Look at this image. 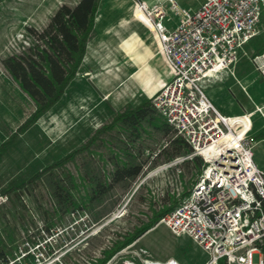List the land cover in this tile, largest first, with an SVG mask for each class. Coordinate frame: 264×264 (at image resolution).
<instances>
[{
    "label": "rangeland",
    "instance_id": "obj_1",
    "mask_svg": "<svg viewBox=\"0 0 264 264\" xmlns=\"http://www.w3.org/2000/svg\"><path fill=\"white\" fill-rule=\"evenodd\" d=\"M64 1L71 3L74 0H0V86H7L11 92H20L22 108L27 116L36 105L6 69L3 60L11 54L26 51L35 42L28 27L43 29ZM263 41L264 27L260 26L259 33L245 44L246 53L237 64L235 73L239 80L228 75L223 80L201 83L205 94L223 113L240 112L243 110L242 105L254 108V101L262 105L261 111L256 110L251 115V136L264 129V79L254 69L252 62L253 50ZM117 67L119 65L116 63L103 66L105 74H100L102 81H98V75L82 76L76 73L61 98L26 131L19 134L0 156V188L12 178L29 177L85 142L98 126L109 120L114 110L127 102L137 104L145 98L137 91L135 79H131L130 75L120 78ZM82 77L85 78V87L79 96L76 84ZM130 82L134 89L132 92L127 87ZM92 99L106 102L109 109L104 111L97 107ZM143 135L142 144L131 147L136 154L134 160L143 162L142 171L136 178L114 183L102 198L95 199L82 211L75 214L72 211L64 212L61 219L55 217L57 221L53 226L64 231L55 235L53 250L59 254L66 247L72 246L66 255L60 256L57 264L60 261L76 264L87 260L101 263L104 250L109 249L117 239H122L124 234L147 222L153 209L160 208L171 195L179 196L182 191L191 188L195 165L185 159L164 161L159 149L168 140L167 137L161 134L153 137L146 133ZM121 137L123 135L115 130L104 133V141L94 146L97 152L79 155L76 161L59 169V174L62 177L63 172H71L76 176L85 174L86 180L90 179L91 173L104 176L113 166L108 157L109 146ZM252 148L254 158L264 168V139L253 138ZM100 153H104L109 161L101 159ZM51 189V177L46 175L35 188L28 189L24 194L29 213L39 221L43 219L40 207L51 208ZM132 243L134 247L144 248L147 256L158 260L175 258L182 264H204L211 257L189 233H175L163 222H157ZM259 255L254 253L253 260L258 261ZM220 263L223 264V260ZM115 264L123 263L117 261Z\"/></svg>",
    "mask_w": 264,
    "mask_h": 264
},
{
    "label": "built area",
    "instance_id": "obj_2",
    "mask_svg": "<svg viewBox=\"0 0 264 264\" xmlns=\"http://www.w3.org/2000/svg\"><path fill=\"white\" fill-rule=\"evenodd\" d=\"M169 1L179 14L173 28L164 23L168 10L163 0L154 5L134 0L135 16L153 33L172 75L151 100L193 148L190 155L176 160L198 154L203 165L190 192L158 222L197 240L211 255L204 264H221L220 260L223 264H264L258 245L264 238V169L254 158L249 134L253 111L222 113L201 87L225 71L234 74L246 53L245 44L259 33L264 0H200L196 8ZM252 62L264 76V49L252 56ZM255 110L261 111V106L255 105ZM8 199L0 188V207ZM35 219L17 249L6 259L0 258V264H57L71 250L68 246L56 254L55 235L64 230ZM254 253H260L258 261L253 260ZM146 254L144 248L130 243L103 264H182L175 258L158 260Z\"/></svg>",
    "mask_w": 264,
    "mask_h": 264
},
{
    "label": "trees",
    "instance_id": "obj_3",
    "mask_svg": "<svg viewBox=\"0 0 264 264\" xmlns=\"http://www.w3.org/2000/svg\"><path fill=\"white\" fill-rule=\"evenodd\" d=\"M99 0H79L74 5L61 4L52 14L48 24L41 30L28 27L34 43L23 53L11 54L4 58L3 63L21 88L34 100L36 107L27 118L0 143V156L11 146L19 134L26 131L37 119L48 111L62 96L65 88L75 77L82 63L88 40L94 31V20ZM264 27V7L259 27ZM264 49V41L252 53V56ZM115 130L123 135L121 139L109 146V158L112 168L104 176L89 174L74 175L71 172L59 174L69 162L83 154L97 152L94 146L103 140V134ZM153 137L161 134L167 137L165 144L159 149L164 161H171L177 156L190 155L192 146L185 138L176 133L175 128L153 105L151 97L137 104L127 102L116 109L106 122L98 126L85 142L75 146L61 157L51 161L26 178H12L1 189L8 193V201L0 207V258L6 259L17 249L23 232L34 225L36 219L29 213L24 194L33 189L44 176L51 177L50 209H42L43 222L46 227L53 226L61 219L64 212L82 211L95 199H100L114 183L123 179L136 178L142 171L143 162L135 161V148L142 144L143 134ZM144 148V147H143ZM100 153V158H105ZM196 167L194 184L203 165L200 155L194 154L185 158ZM80 179V180H78ZM88 181V182H85ZM90 186V188H89ZM193 186V185H192ZM191 186V187H192ZM84 187V188H82ZM84 190V191H83ZM185 189L179 196L171 195L164 200L160 208L153 209L151 218L132 232L117 239L109 249L104 250L100 262L105 263L116 251L134 242L144 232L153 227L160 218L172 210L189 192ZM264 258V238L258 242Z\"/></svg>",
    "mask_w": 264,
    "mask_h": 264
},
{
    "label": "crops",
    "instance_id": "obj_4",
    "mask_svg": "<svg viewBox=\"0 0 264 264\" xmlns=\"http://www.w3.org/2000/svg\"><path fill=\"white\" fill-rule=\"evenodd\" d=\"M78 1L74 0L71 3L64 1L63 3L74 5ZM144 1L149 5H154L159 0ZM177 2L182 7L196 8L200 0H177ZM163 3L168 10L164 23L167 27L173 28L178 23L179 14L171 8L169 0H163ZM133 8L134 0H99L94 20V31L87 42L86 51L77 73L82 74V76H100V74H105L102 71L103 66H110L112 63H116L119 65L117 74L120 75V78L123 75H130L131 79H135L136 89L145 96L143 99L145 100L150 98L164 82L170 80L172 75L158 51L153 33L147 25L135 16ZM237 64L234 74L225 71L220 78H212L207 81L223 80L228 75L238 79L235 73ZM260 77L264 79L261 73ZM79 80L76 86L80 96L81 92H84L85 78L82 77V80L81 78ZM98 81H102L101 76ZM127 87L131 92L134 90L131 82ZM20 95L19 91L17 93L11 92L7 86H0V143L27 117L26 112L22 108ZM93 96H95L94 93ZM95 99H92V101L97 107L104 111L109 109V104L102 102V100L99 102L95 101ZM143 100L141 99L140 102ZM254 104L258 105L255 101ZM258 106H261L262 109V105ZM242 109L240 112L225 114L234 115L245 111H253V113L256 111L255 107L247 108L244 105H242ZM252 125L253 122L251 129ZM251 137L252 140L253 138L256 140L264 139V129L258 131L255 135L252 134ZM256 161L262 167L257 159Z\"/></svg>",
    "mask_w": 264,
    "mask_h": 264
}]
</instances>
